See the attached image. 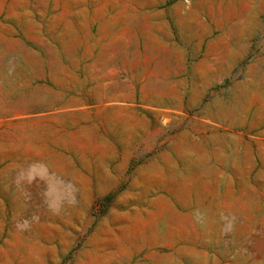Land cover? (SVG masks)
<instances>
[{"label": "rangeland", "instance_id": "rangeland-1", "mask_svg": "<svg viewBox=\"0 0 264 264\" xmlns=\"http://www.w3.org/2000/svg\"><path fill=\"white\" fill-rule=\"evenodd\" d=\"M0 264H264V0H0Z\"/></svg>", "mask_w": 264, "mask_h": 264}, {"label": "crops", "instance_id": "crops-1", "mask_svg": "<svg viewBox=\"0 0 264 264\" xmlns=\"http://www.w3.org/2000/svg\"><path fill=\"white\" fill-rule=\"evenodd\" d=\"M122 86V85H121ZM121 88H118V83L110 84L108 89V95L109 97H101V100L105 101H123L127 99H133L131 97H122L123 94L119 93L118 91ZM162 93L159 91H155L153 95H150L149 97H143V100L149 101L152 105H167V97H162Z\"/></svg>", "mask_w": 264, "mask_h": 264}, {"label": "trees", "instance_id": "trees-1", "mask_svg": "<svg viewBox=\"0 0 264 264\" xmlns=\"http://www.w3.org/2000/svg\"><path fill=\"white\" fill-rule=\"evenodd\" d=\"M108 198H109V197H108ZM108 198H107V199H108Z\"/></svg>", "mask_w": 264, "mask_h": 264}]
</instances>
